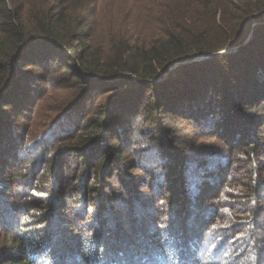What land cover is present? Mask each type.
<instances>
[{
    "label": "trees",
    "instance_id": "16d2710c",
    "mask_svg": "<svg viewBox=\"0 0 264 264\" xmlns=\"http://www.w3.org/2000/svg\"><path fill=\"white\" fill-rule=\"evenodd\" d=\"M93 1L0 0V264H264V0H149V41L130 48L131 39L114 37L108 55L74 13ZM53 74L77 92L41 125ZM92 92L103 100L81 108ZM184 125L197 141L215 134L223 148L191 159ZM144 139L152 144L141 149ZM71 159L80 170L73 191ZM161 160L164 181L143 185L159 199H132V189L141 195L134 170L151 178ZM242 164L238 186L230 176ZM114 178L127 196L116 222L131 229L116 232L104 219L102 239L86 240L91 210L110 206ZM81 199L86 213L66 215ZM56 214L67 216L64 234Z\"/></svg>",
    "mask_w": 264,
    "mask_h": 264
},
{
    "label": "rangeland",
    "instance_id": "374dc122",
    "mask_svg": "<svg viewBox=\"0 0 264 264\" xmlns=\"http://www.w3.org/2000/svg\"><path fill=\"white\" fill-rule=\"evenodd\" d=\"M149 0H97L96 2H91L84 8L77 7V12H74L75 15H79V20H83L84 23L89 28V33L92 35V42L95 45L96 49L99 52L104 53V55H108L109 50L112 47V40L114 37L116 38V41L119 39L121 41H124L126 38H129V44L128 46L135 47V46H143L144 40L149 41L150 36L152 34L151 28H150V22L154 20L155 15L150 12L149 9H147V5L145 3ZM204 55L202 57L205 58ZM199 60V59H198ZM178 65V64H177ZM176 65V66H177ZM172 70V67L170 68ZM164 79L168 75V73H162ZM183 78V77H181ZM47 84H43V89L46 91V96L44 103L41 104L40 112L38 113L39 116L37 118L38 124L41 123V125H44V123H47V121L50 120V123L55 120V118L62 112L67 104L71 101L73 98L74 93L77 92V87H75L72 83H68L67 81L64 82L63 75L61 74H53L50 75L49 78L46 80ZM51 83V88L49 87V84ZM53 85V86H52ZM179 86H182V84L178 83ZM49 87V88H48ZM103 100V96H100L99 92H92L82 103L81 108H86L88 110L93 105H95V102H99ZM60 111V112H59ZM36 113V112H35ZM43 116H46L47 118H43ZM77 116V115H76ZM51 117V119H48ZM74 118V115L71 116V120ZM24 125L27 126L28 122L24 121ZM36 125V127L38 126ZM68 125V122L66 123ZM35 127V128H36ZM43 127V126H42ZM39 131V128L35 130V133ZM137 136H140L143 138V132L137 131L135 132ZM57 133H54L52 137L46 141L44 146V154L52 153L51 148L56 140ZM180 137L183 139L187 153L191 155V159H196L197 157H205L206 154H210L213 151L221 150L223 148V144L220 140H218V137H216L215 134H209L207 132L206 135L202 136L203 138L201 140H198L199 134L195 131V129L190 125H184L182 127V131L180 132ZM149 139H144L141 141L140 146L143 149L144 147H150V144L152 142ZM197 141V142H196ZM51 145V146H50ZM202 145L203 147H200ZM200 149V151H198ZM204 150V151H201ZM134 156H129L128 160L130 163L134 161ZM170 159V158H169ZM168 159V160H169ZM161 162H157V164H152L155 169L157 170L158 174L156 176L147 177L143 173H140L136 170H134V176L136 178L135 182L137 186L140 188L139 194L137 190L132 189V196L131 198L136 200L140 199L142 196L144 197L145 201L148 203L156 202V200L159 199V197L156 199L154 192H149L148 189L144 188V183L149 182L150 179L157 180L158 177L163 180V177L165 176V171L163 170V166H159ZM74 161L73 159L70 160V163L68 164V167L65 170V184L70 191H73L72 189L78 188V185L75 186L77 180H73V177L75 175H79L80 170L78 169L74 171ZM240 165L235 170L231 171L230 179H235L239 177L242 181L239 182L237 185L239 186L240 183L242 184L243 179H246V175L243 172V169ZM241 172V174H239ZM26 181H28L31 184H35L34 180H30L31 177L25 176ZM130 179H125V183L129 182ZM34 182V183H33ZM121 180H118L117 178H114L113 180V186L114 189L110 192H108L109 197V205L106 209L101 211V208L91 210L93 213L92 221L87 223L88 229L90 232L85 233V239L89 241H94L102 239L103 234L98 231V227L101 224L100 221H103L105 219L106 223L108 224V227L114 226V231L123 232L130 230L131 228L127 227L129 222L127 219H125V227H120L118 223L116 222V219L120 216L118 214H122L123 217L126 218V208L127 206L122 207L121 199H126L127 196H125V188L123 187L124 184ZM223 184V181H220L218 186L220 187ZM127 185V184H126ZM150 185V189L152 187H156V189L159 191H166L165 189L162 190V188H159L157 186ZM18 186V185H17ZM132 188L136 189L137 187L132 186ZM128 189L131 190V187ZM228 191L232 190V187L227 186ZM127 190V189H126ZM22 195L20 198H18L19 205H22L25 209L28 205L29 200H27V196L29 193H26V187L21 186L19 190H17V193ZM72 195H75V190L72 192ZM146 196V197H145ZM111 197V198H110ZM108 200V199H107ZM245 201V200H244ZM242 201L243 204L248 205L249 202L246 200L245 202ZM161 202V201H160ZM69 205L71 206L68 210V214L71 217L75 215H82L85 214L88 210V203L83 202L82 199L76 203H73L72 201L69 202ZM121 206V207H119ZM142 208L140 206H137L136 212L142 213ZM165 209H170L169 204L166 205L164 208H162V213L165 211ZM228 211V210H227ZM232 210H229V213H232ZM96 213V214H95ZM171 214V212H168L165 217L163 218L166 220L168 216ZM209 214V213H208ZM227 214V213H226ZM140 216V215H138ZM65 215L56 214L54 215L55 219H52V224L56 225V227L60 230H62V233L64 234L65 227L64 220H66ZM208 218H211V215H207ZM43 220L47 219L46 216L42 217ZM207 219V218H205ZM123 229V230H121ZM116 231V232H117Z\"/></svg>",
    "mask_w": 264,
    "mask_h": 264
},
{
    "label": "water",
    "instance_id": "95a60500",
    "mask_svg": "<svg viewBox=\"0 0 264 264\" xmlns=\"http://www.w3.org/2000/svg\"><path fill=\"white\" fill-rule=\"evenodd\" d=\"M250 37H251V34H250L249 38H250ZM236 49H237V48H234L233 51L236 50ZM176 65H177V64H176Z\"/></svg>",
    "mask_w": 264,
    "mask_h": 264
}]
</instances>
